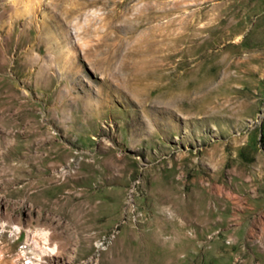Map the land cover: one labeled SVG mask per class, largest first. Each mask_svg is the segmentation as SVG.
Masks as SVG:
<instances>
[{
	"label": "rangeland",
	"instance_id": "obj_1",
	"mask_svg": "<svg viewBox=\"0 0 264 264\" xmlns=\"http://www.w3.org/2000/svg\"><path fill=\"white\" fill-rule=\"evenodd\" d=\"M0 264H264V0H0Z\"/></svg>",
	"mask_w": 264,
	"mask_h": 264
}]
</instances>
